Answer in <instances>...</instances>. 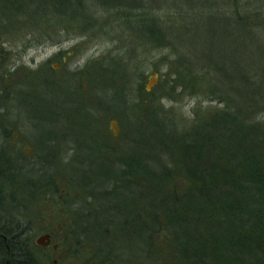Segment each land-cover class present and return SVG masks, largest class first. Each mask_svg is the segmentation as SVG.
<instances>
[{
    "label": "rangeland",
    "instance_id": "1",
    "mask_svg": "<svg viewBox=\"0 0 264 264\" xmlns=\"http://www.w3.org/2000/svg\"><path fill=\"white\" fill-rule=\"evenodd\" d=\"M167 1L169 0H124L123 4L127 7L116 5L115 2L102 7L97 1L88 0L84 5V22L83 18L79 21L73 18L63 20L56 13H44L34 2L27 1L23 11L10 17V28L6 31L0 30V54L4 55V59L0 61V122L19 125V131L16 130L14 137L26 134L36 142L41 136V131L46 134L56 131L60 133V137H63L61 132H67L71 142L67 145L70 144L74 152H70L71 156H78H73L72 159L69 155L67 159L42 160L38 161V164L35 160H16L11 156L10 162H14L13 165H17L22 172L12 171L6 175L10 179L12 174L15 181L22 183L25 180H41L46 174H50L49 171L56 170L55 180L62 192L61 197H70L69 208L60 209L54 197L43 196L33 202L26 203L23 200L21 209L18 197L12 194L9 183L4 184L0 179V191L3 189L1 194L10 199V202L5 203L4 212L0 214L5 213L3 216L6 218L21 223L24 239L29 241L33 255L35 254L39 261L42 259L41 264L51 262L49 259L43 260L47 252L37 250L33 242L35 237L44 230L63 233L67 222L80 223L81 226L84 224L83 215L89 214V211L102 215V219L97 218V223L103 224L100 225L103 226L100 230L103 238L106 239L108 235L115 237L108 238L105 242V246L116 248L114 252L110 251L113 254V264H154L148 259L147 236L143 237L146 240L140 242L139 236L132 232L133 217H118L115 204L119 200L96 195L98 203L89 205L75 199L80 198V195L76 197V194H68L71 184L69 180H74V173H88L89 168L96 167L95 163L97 165V162H83L81 157L91 158L92 162L98 157L113 159L114 155L106 152L107 147H111L112 151H119L123 146L126 151L131 152L134 146L135 152L139 149V146L135 145L139 140L141 145L147 147V122L150 121L151 131H154L156 136H161L154 118L156 115L175 127L166 130L168 133L164 135L163 141L180 142L195 120L201 117L202 121L203 117L211 115L214 110L223 108L225 103L219 102L218 99L223 95L218 80L222 74L202 67L206 54H209L212 69L223 66V71L232 75L236 61L248 72L254 71L258 79H264L263 43H247L250 38L244 32L242 38L246 44H233V31H229L228 38L224 36L222 41H206L203 29L220 27L225 23L220 21V18H214L212 21L199 14L196 25L190 26L189 22L195 20V10L203 7L206 9L203 14H214L217 7L222 9L217 4L227 0H172L174 6L166 5ZM257 1L259 0H237L236 6L240 12L237 11L236 19L232 18L229 9L228 14L226 11L222 12H225L227 21H232L237 29L246 27L250 30L255 21L251 18L253 7L249 2L255 5ZM133 3L138 6L131 5ZM143 9L148 10L144 16L150 18L155 15L161 18V23L164 22L165 26H168L161 29L160 34H156L161 40L159 44L147 39L136 26L138 15L144 13ZM238 19H242V22H237ZM5 26L7 23L0 28ZM58 49L66 50L63 55L66 60L63 64L61 59L53 56ZM57 65H62L63 69L54 71ZM100 68L106 70L101 71V75L98 72ZM94 70L98 72L96 76L91 75ZM51 74H56L57 76H54L57 78ZM221 78L226 84L225 87L230 86L227 77ZM234 83L239 95L245 91L239 87L243 86L242 84L237 81ZM6 91L9 92L7 98ZM232 92L223 95L230 97L228 104L231 109L236 106L243 110H256V103L264 106L263 93H258L255 98L239 100V95H232ZM66 96L68 102L63 101ZM93 104L97 107L93 108ZM82 105L89 107L90 111H83ZM252 106L253 108H250ZM60 111L63 117L60 115L55 118L54 115ZM67 111L73 113L68 116L69 123L65 116ZM103 136H106V139L99 140L98 137ZM66 148H63V153L68 152ZM0 149H3L1 137ZM50 165L52 170H48ZM167 165L169 169L172 168V164ZM115 167L116 165L112 169ZM174 170L177 172L172 174V181L176 183L183 174L180 168L175 167ZM170 182L171 179L168 186L172 187ZM107 184L99 185L96 190L102 191L106 187L110 189L111 185ZM133 184L143 186L138 188L139 192L147 195L149 186L145 187L140 181ZM13 188L15 189V186ZM132 193L137 194L138 190L134 188ZM101 206L103 207L100 208ZM140 209L145 213L149 211L142 208V203ZM2 223L3 221H0V224ZM94 224L96 223L84 225L91 228ZM71 227L73 229V226ZM120 228L125 229L126 233L113 235ZM86 239L88 240L81 239L76 242L69 240V246L63 245V252L68 255L61 260V264H86L89 252L96 253L94 248L90 247L94 242L92 243L89 237ZM160 239L161 237L157 238L158 241ZM158 245L160 249L165 246L160 241Z\"/></svg>",
    "mask_w": 264,
    "mask_h": 264
},
{
    "label": "trees",
    "instance_id": "2",
    "mask_svg": "<svg viewBox=\"0 0 264 264\" xmlns=\"http://www.w3.org/2000/svg\"><path fill=\"white\" fill-rule=\"evenodd\" d=\"M27 1L34 2V5L44 13L46 11L56 13L63 20L73 18L79 21L83 18V22L85 21L86 14L83 11L88 0H0V27L7 23V26L0 30L6 31L10 28L8 25L10 17L23 11ZM89 1H97L102 7L114 2L116 5L125 6L124 0ZM252 3L250 2L253 7L251 18L255 24L250 30L246 27L236 28L234 37L232 36L233 44L236 42L245 44L242 38L244 32L248 37L255 35L250 44H264L262 6L260 0L255 5ZM131 5L138 6L136 3ZM145 11L148 12L145 9L144 13L138 15L136 26L147 39L159 44L161 40L156 34H160L161 29L168 26H165L164 22L162 24L161 19L158 20L155 15L150 18L144 16ZM237 22H242V19H238ZM205 39L213 40L207 33ZM208 56L209 54H206V57H203L202 67L222 74L218 80L223 95L233 91L231 94L238 97L234 81L242 84L243 86L239 87L248 94L247 97L246 92H242L239 100L258 97V93L264 94V79H258L254 71L248 72L243 65L241 67V64L235 61L232 75H228L223 71V66L212 69ZM3 59L4 55L0 54V61ZM101 71L106 70L100 68L98 70L100 75ZM91 72L93 76L98 73L95 70ZM222 76L228 78L230 86L225 87ZM223 95L218 97L219 102L225 103L223 108L214 110L211 115L203 117L202 121L201 117L195 120L180 142L163 141L164 135L168 133L166 130L175 127L170 126L168 121L161 120L153 111L156 115L154 118L157 129L161 132L160 137L151 131L150 121L147 122L146 126L149 127L147 147L141 145L140 140L139 143H135L139 146L135 152L134 146L131 152L126 151L123 146L119 151H112L111 147H107L106 152L114 155L113 159L98 157L93 162L91 160L92 164L97 162L95 169L89 168L92 174L74 173V180H69L71 184L68 194L70 196L76 194V197L80 195V198L75 199L91 205L98 203L96 195L109 198L110 194L117 195L122 192L119 202L115 204L117 215L120 218L133 217L132 232L139 236L140 242L149 240L148 259L154 264H264V106L256 103L258 106L256 110H243L236 106V109H231L228 104L230 97ZM83 105L81 106L83 111H90L89 107ZM93 105L95 106L93 108L97 107L96 104ZM4 109L7 110L5 107ZM61 112L59 116L63 117ZM70 114L73 115L67 111V116ZM54 116L59 117L56 114ZM66 120L70 119L67 117ZM7 124L0 122L1 138L10 135L5 132ZM61 135L69 137L70 134L61 132ZM128 153L131 154L128 156ZM147 153L149 156H145ZM13 164L15 163L9 164L11 172L21 173L22 169ZM167 164H172V168L169 169ZM114 165L116 167L112 169ZM173 167L180 168L183 174L176 183L172 181V174L177 172ZM50 168L51 165L48 166V170H52ZM55 171H49L50 174H46L41 180H25L22 183L15 181L11 174L9 185L12 194L18 197L19 206L23 200L28 203L45 196L54 197L60 209L69 208L70 197L68 199L61 197L62 192L58 189ZM170 179L172 187L168 186ZM136 181L150 187L146 190L147 195L140 194L138 188L143 186H134L133 183ZM105 183L111 185L110 189L106 187L102 191L96 190L99 185L104 186ZM134 188L138 190L137 194L132 193ZM141 203L144 210L149 209L147 213L140 209ZM97 218L102 219V215L89 211V214L83 215L84 224H96L89 228L84 224L80 226V223L67 222L63 233L69 232V239L75 242L81 238L88 240L86 238L89 237L96 248L99 246L106 252H114L116 248L105 246V242L108 238L115 237L108 235L106 239L103 238L100 231L103 226H100L102 223H97ZM13 225H16L13 219L8 221V224H0V232L13 235L15 231L10 229ZM120 233H126V230L120 228L113 235ZM145 236L146 239L143 238ZM158 237H161L159 241L165 245L162 249L158 248ZM111 260V257L92 254L90 263L113 264Z\"/></svg>",
    "mask_w": 264,
    "mask_h": 264
},
{
    "label": "flooded vegetation",
    "instance_id": "3",
    "mask_svg": "<svg viewBox=\"0 0 264 264\" xmlns=\"http://www.w3.org/2000/svg\"><path fill=\"white\" fill-rule=\"evenodd\" d=\"M65 53H66L65 49H62V50L58 49L56 52H54L53 56H54V58H56V57L59 58V60L61 59V64H63L64 61L66 60V57L63 56V55H65ZM67 53L69 54V52H67ZM62 69H63L62 65H57V67L53 70L54 71H61ZM54 75H56V74H54ZM54 75H52V76L54 78H57ZM8 93L9 92L6 91V98L9 97ZM63 101L68 102V96H66L63 99ZM59 114H60V112L56 113V115H58V116H59ZM66 116H67V114H66ZM111 121L115 122L114 120H111ZM67 123H69V122L67 121ZM66 125L70 126L69 124H66ZM5 126H7V127H5V132H7V134H10V135L6 138H2L3 149H0V160L2 161V167L7 165V164L8 165L10 164V161H12L11 156H13L16 160H25V161L35 160L36 164H38V161L42 162V160H49V159L50 160H57L59 158L67 159L70 151L72 150V147L70 148V144H69V146L67 145V143H71L69 138L57 136L58 132H56V131H52L50 133L47 132V134H46V132L41 131L39 133L41 136L37 138V142H36L32 138H28V136H26V134H24L21 137H14V133L16 132V130H17V132L19 131V127H18L19 125H16L15 123H12V124L8 123ZM1 135H2V132L0 133V137H1ZM11 135H12V137H11ZM98 138H99V140L106 139V137H98ZM99 143H100V141H99ZM65 146H67L68 152L63 153L64 149L66 148ZM60 155L62 157H60ZM7 173H10V172H6V174H5V172L0 170V179L4 184L6 182L9 183V180H10L6 176ZM8 186L10 187L9 184H8ZM1 191H0V193H1ZM5 224H8V222H3L1 225H5ZM44 234L49 235V240L44 241V242H47V244L46 245H44V244L43 245H37L35 243L36 238L40 237ZM57 234L58 235L60 234V235L57 237ZM2 235H4L3 232H0V237H2ZM23 236H24V234H23ZM69 238H70L69 233H56V232L54 233L51 230H44V232L42 234L35 237L33 242H34V245L38 248L37 250H45L47 252V254L43 258L44 261L49 259L48 261H50L51 264H61V260L64 259L65 256L68 255L67 253L63 252L64 251L63 245L69 246L68 242H69V240H72ZM60 240H62V241H60ZM60 242H61V244H60ZM5 243H6V240H4V238H3V244H5ZM33 256L35 258V263L41 264L40 261L42 262V259L40 258V261H39V259L36 257L35 254ZM50 256H52L51 259H50ZM0 264H9V263H6V261L0 260ZM21 264H25V263L22 262ZM86 264H92L89 261V256L86 257Z\"/></svg>",
    "mask_w": 264,
    "mask_h": 264
},
{
    "label": "bare ground",
    "instance_id": "4",
    "mask_svg": "<svg viewBox=\"0 0 264 264\" xmlns=\"http://www.w3.org/2000/svg\"><path fill=\"white\" fill-rule=\"evenodd\" d=\"M237 0H227V2H222L220 4H217L219 6L222 7V9H220L219 7H217V10L214 14H210V15H206L203 14L206 12V9H204L203 7L200 8L199 10H195V20H191L189 23H191V27L196 25V19L199 17L200 15H203L207 18H210L212 21L214 18H220V21H224L225 23L223 25H221L220 27H216L214 29L209 28V29H203V32L207 33V36L210 37L211 39L217 41L219 38L221 40V37L227 36L229 35V31H234L236 29L235 24L232 21H227V19L225 17L226 14L225 12L222 11H226L228 14V9L230 10V14H232V18L236 19L238 18L237 13L240 12L239 9H237L236 6ZM250 3V2H249ZM261 3V11L264 13V0H260ZM168 6H174L175 4L173 3L172 0H169L165 3ZM238 11V12H237ZM161 18H158V20H160ZM212 29V30H211ZM249 41L247 43H251L250 40L255 38V35H250L249 36ZM246 44V42H245ZM72 153L73 149L70 151ZM70 156L72 155L71 153L69 154ZM76 155V154H75ZM74 156V154H73ZM73 156H71V159L73 158ZM145 156H149V153H147ZM74 157H78V156H74ZM81 159L84 161H90L91 162V158L88 157H81ZM88 159V160H87ZM19 168V167H17ZM96 167H94L93 169H95ZM0 170H2L3 172H11V168L10 165H5L2 168H0ZM93 172H88L87 174H92ZM122 196V192L115 195V194H110L109 198L113 199V200H120L119 198ZM10 202V199L4 197L1 193H0V212H4L5 210V203ZM20 208L22 209V206H20ZM199 208V206H198ZM5 214V213H4ZM4 214H0V216H3ZM0 221L3 222H8L10 220V218H6V216L1 217ZM16 225H13V227H11L10 229L13 232V235H7L5 233H3L4 235H2V237H0V260L1 261H6V263L9 264H21L22 262L25 264H35V258L33 256L32 250L29 246V241H27L26 239H24L23 236V227L21 226V223L16 222ZM21 233V234H19ZM3 238L4 240H6V243L3 244ZM82 239V238H81ZM85 240V239H82ZM90 243V242H89ZM91 244V243H90ZM90 247L94 248L95 250V255H99V256H105V257H112V252H106V250H104L103 248L97 246V248L95 247L94 244H91ZM89 261L91 262V256L93 254V252H89ZM96 264V263H95Z\"/></svg>",
    "mask_w": 264,
    "mask_h": 264
},
{
    "label": "water",
    "instance_id": "5",
    "mask_svg": "<svg viewBox=\"0 0 264 264\" xmlns=\"http://www.w3.org/2000/svg\"><path fill=\"white\" fill-rule=\"evenodd\" d=\"M45 240H49V235L48 234H44V235H42L40 237H37L36 240H35V243L37 245H43V244L46 245L47 242H44Z\"/></svg>",
    "mask_w": 264,
    "mask_h": 264
}]
</instances>
